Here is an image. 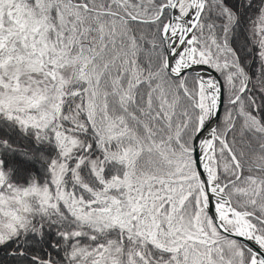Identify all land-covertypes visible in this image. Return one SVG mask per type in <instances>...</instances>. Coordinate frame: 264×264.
Instances as JSON below:
<instances>
[{
	"label": "snow or ice",
	"instance_id": "1",
	"mask_svg": "<svg viewBox=\"0 0 264 264\" xmlns=\"http://www.w3.org/2000/svg\"><path fill=\"white\" fill-rule=\"evenodd\" d=\"M0 264H264V0H0Z\"/></svg>",
	"mask_w": 264,
	"mask_h": 264
}]
</instances>
